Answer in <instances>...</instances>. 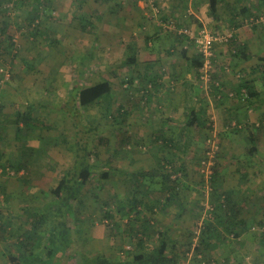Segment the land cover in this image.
Masks as SVG:
<instances>
[{
	"label": "rangeland",
	"instance_id": "374dc122",
	"mask_svg": "<svg viewBox=\"0 0 264 264\" xmlns=\"http://www.w3.org/2000/svg\"><path fill=\"white\" fill-rule=\"evenodd\" d=\"M262 1L221 0L215 17L209 0H39L41 6L37 0H0V228L5 230V241L0 239V264L5 255L17 254L16 246L33 226V250L41 254L52 230L50 224L54 219L61 224L66 217L71 248L59 252L54 264H82L83 256L84 264H93L101 256L114 262L118 256L120 264L129 263L136 253L135 233L125 229L131 224L133 231L142 230L146 220H154L152 227L147 226L154 234L151 247L158 232L173 220L179 224L180 231L174 225L170 231L180 264H264V129L254 130L259 151L251 152L249 140L253 125L264 123V103L259 107L245 101L237 108L227 105L237 89L233 87L247 83L245 77L256 79L264 88V63L255 58L239 70L231 58L232 50L217 44L215 73L204 84L200 75L203 64L194 61L197 49L179 34L180 30L206 29L216 38L232 34L238 41L239 29H264ZM4 26L6 33L1 34ZM130 46L136 65L125 64L131 56ZM259 49L264 46L260 44ZM89 55L92 58L84 61ZM147 65L159 76L154 82L143 81L141 73ZM102 81L111 83L112 93L82 108L80 90ZM188 94H192L190 102L184 96ZM249 94V87H243L239 97L250 99ZM184 103L193 107L194 114H184ZM195 106H199L197 111ZM66 108L75 113L80 128H96L81 144L89 149L93 174L80 199L70 206L64 205L60 195L63 177L74 167L78 137ZM155 108L160 113L156 120L164 118L160 123L149 120L156 115ZM18 114H26L27 125L17 123ZM128 118L145 122L138 129L142 135L166 130L163 140L170 144L157 141L166 145L162 157L182 167L186 177L181 178L194 185L193 190H181L179 199L187 205L180 218L177 208L166 214L165 207L155 206L156 192L148 195V202L144 198L140 220L126 214L128 202L138 195L136 186H156L150 177L135 180L133 174L153 163L152 153L159 150L154 140H138L137 129L122 124ZM191 118L197 125L189 126ZM184 142L183 154L172 151V144L183 146ZM214 145L218 151L213 168L219 170L218 179L207 186L200 165ZM133 156L144 157V162L135 164ZM19 164H26V169L18 174L8 171ZM177 169L175 173L182 175ZM105 173L109 178L102 177ZM228 190L235 191L245 226L235 238L224 228L227 226L218 225L226 239L209 247L201 232L220 219L226 221L224 193ZM62 230V226L56 227L60 241ZM128 245L130 251L125 249Z\"/></svg>",
	"mask_w": 264,
	"mask_h": 264
},
{
	"label": "trees",
	"instance_id": "16d2710c",
	"mask_svg": "<svg viewBox=\"0 0 264 264\" xmlns=\"http://www.w3.org/2000/svg\"><path fill=\"white\" fill-rule=\"evenodd\" d=\"M40 6L43 5V2H39L37 0ZM221 0H209V7L211 14L216 17L217 11H218V2ZM38 10L36 9L35 12ZM248 11L243 10L242 13H246ZM32 24V23H31ZM6 26H4L1 30V34L6 33ZM10 41L12 42V38H9ZM227 47H229L232 50V56L233 57H242L245 59H248V56L245 55V52L247 51V48L241 45L237 39L232 38L229 40L227 44ZM129 53H131V56L127 58V61L125 64L127 65H136L137 64V59H136V54L134 53V48L133 47H128ZM90 58H92V55L86 56L84 58V61H89ZM195 63L198 65L202 64L203 61V56L199 55L195 58ZM84 67L87 69V64H84ZM82 73H85L84 71ZM144 81V80H143ZM225 83V82H224ZM226 84V83H225ZM225 84L222 82V86L224 87ZM247 83L241 86H238L237 89H234V97L230 98L231 106L235 105L236 107L241 104V102L245 101L248 103V105H252L253 99L255 97V94L250 91L249 88V95L250 99L239 97L241 88L246 87L247 88ZM220 91L221 89H217ZM224 90V89H222ZM112 93V85L108 81H102L99 83H96L94 85H91L89 87L82 88L79 92V104L82 108H86L92 105L97 104L105 98L106 96H109ZM131 93V92H130ZM237 99H239V102H237ZM243 99V100H242ZM252 99V100H251ZM228 100V99H227ZM241 101V102H240ZM242 102V103H243ZM231 107V108H232ZM2 110V107L0 106V112ZM66 113L69 116L70 119H74L73 115L75 113H72L70 109L66 108ZM237 111V110H236ZM73 114V115H72ZM121 114V113H120ZM119 114V115H120ZM124 114H122V117ZM26 117V114H25ZM25 117H21L20 114H18V119L19 121L17 123H27L28 121L25 119ZM120 117V116H119ZM28 118V116H27ZM74 126L77 128V137L78 140L75 144V163L74 167L71 171H68L64 177H63V183L61 187V201L64 202V205H71L77 202L85 187L89 184L90 179L93 174V168L90 165L89 162V149H87L86 146L82 147V140L84 137H86L87 134H90L91 132L95 131L96 128L94 127H89L85 125L83 128H80L77 124L75 119L73 120ZM83 122V121H82ZM126 120H122V124H125ZM196 122L191 120L189 122V126L195 125ZM27 125V124H26ZM261 128V129H260ZM264 129V123L261 124V126H256L253 125V128L249 130V140L252 143V148L250 149L252 153L257 151V146L259 139L256 138V131L254 130H262ZM21 132V128L18 129L17 132V137H19V134ZM163 143L166 145L170 144V140H163L161 139ZM129 142V140H128ZM32 149L30 150V152ZM32 154V152H31ZM23 157H26V154H23ZM175 168L177 169L178 167L172 163L169 159L163 158L158 165V168L156 170H152L149 172H142L139 174L133 175V178L136 179H141V178H148L150 177L152 180V184L156 185L155 187L152 188H146V189H140L138 186L137 190L138 195H133L132 200L128 202V208H125V212L127 215L131 217H135V221L140 220V211L139 208L141 207V204L143 203L144 198L147 200L150 198L148 195H154V192L158 193L159 198H155L156 207H167L168 205L172 204L173 201L177 199L178 196V191L181 187V183L183 179L181 178L184 174V177H186L185 173L183 172L184 169L182 167H179L177 169L178 172H180L182 175H177L175 173ZM26 169V164H19L16 167L14 165L11 166V168L8 169V171H12L15 174H18L20 171H23ZM214 175L212 177L213 183H216L215 181L218 179V168H214ZM176 171V172H177ZM109 174L105 173L102 175L104 179L109 178ZM215 195H217V188H215ZM144 191V192H143ZM135 193V191H134ZM136 194V193H135ZM142 195L144 196L143 199H139L138 197ZM214 195V196H215ZM232 191H228L224 193V203L225 207H227V211H225V217L226 221L219 220L216 224H209L205 226V228L202 230V235L201 239L205 241L206 239V245L209 247H214L216 243L220 242V240H225V234L220 233V229L218 228V225H224L227 227H224L230 235H233L235 238H239L242 234L243 227L245 226L244 221H240L239 219V211L238 208L236 209L233 206L232 202ZM51 212V211H50ZM61 212V211H60ZM230 212V213H229ZM50 215V214H49ZM50 219L52 220L51 216ZM154 220H146L144 223H146V226L141 225V227H144L140 232V230L133 231V226L130 224L128 225L127 229H125L126 233L134 232V241H135V249L136 253L133 256V261L126 263V264H180V258L179 255L175 252V243L174 239L171 237V229L170 227L158 232L156 234V241L153 247H151V238L154 234H150L149 228L147 226H151V224H154L152 222ZM228 224V225H227ZM51 231L49 230L48 234L49 236L47 237V242L44 244L42 247L41 254L38 252H35L33 249L35 248V237H36V226H33V229L30 232H27L26 235H24V238H22V244L21 242L19 243L17 247V254L10 256L9 257V264H47L46 259H49L50 263H53V260L55 259L56 255L59 252H67L71 248V243H72V237H71V228L68 227V217H66V220L64 222H58L55 219L53 221V224L51 223ZM117 225V224H116ZM62 226L64 230L61 232V237L62 240L60 241L59 238L55 236L56 233V227ZM118 226V225H117ZM136 229V228H134ZM5 230L4 228H0V236H3ZM140 233V234H139ZM138 234L140 236H138ZM63 237L65 240H63ZM263 237V236H262ZM216 239V240H215ZM65 242L64 244L61 242ZM149 246V249L147 248ZM172 248V249H170ZM199 251V250H198ZM188 252V251H187ZM116 262L111 261L106 259L105 257L101 256L98 258V260L93 263V264H115ZM87 264V263H86ZM118 264V263H116Z\"/></svg>",
	"mask_w": 264,
	"mask_h": 264
},
{
	"label": "crops",
	"instance_id": "0c3cea01",
	"mask_svg": "<svg viewBox=\"0 0 264 264\" xmlns=\"http://www.w3.org/2000/svg\"><path fill=\"white\" fill-rule=\"evenodd\" d=\"M264 1V0H263ZM262 1V5H264V2ZM237 32H238V42L241 44V45H243L244 47H246L247 48V51L245 52V55L246 56H248V59H245V58H243V56L242 57H239V58H237V57H234L233 58V61H234V63L236 64V66H238V68H239V70L241 69V68H243V67H245V65L243 64V63H247V62H252V60H254L255 58L256 59H258L259 61H261V63L263 64L264 63V50H260L259 49V47H260V44L261 45H263L264 46V29H260V30H244V29H239V30H237ZM257 60V61H258ZM237 61H239L240 63H242V64H237ZM154 70V69H153ZM152 70V68H149L148 67V65L147 66H145V68H144V70H142V73H141V75L144 77L143 78V80L144 81H146V82H154L159 76H156L155 75V72ZM242 73H244V72H246L245 70H242L241 71ZM241 73V74H242ZM255 77V76H254ZM244 78V77H243ZM246 81L245 82H247V85H248V87L250 88V90H251V92H253L254 94H255V97H254V99H253V102L254 103H256V105L259 107V106H261L263 103H264V88L263 89H261L262 87L261 86H258V84H256V82H255V80L256 79H246V77L244 78ZM227 83H228V81H227ZM229 84H231V80H229ZM232 85H234V84H231V87H233ZM233 88H238V86H235V87H233ZM185 96V98H187V100L189 99V101L188 102H190V98H191V96H192V94H188V95H184ZM135 97V96H134ZM176 98V97H175ZM181 98V97H180ZM135 100V99H134ZM136 101V100H135ZM184 101V100H183ZM185 101H186V99H185ZM203 101H205V100H203ZM132 104H134V102L132 103ZM184 105L185 106H183V108L184 109H182L183 110V112H184V114L185 113H191V114H194L193 112V107H190L188 104H186V103H184ZM230 108L232 107L231 106V103L230 104H227ZM182 106V105H181ZM199 106H195L194 107V109L197 111V108H198ZM177 108V107H176ZM232 108H237L235 105H233V107ZM133 109H134V107H133ZM157 109L158 108H155V116L153 117V118H150L149 120H152V121H150V122H158V123H160L161 122V120L162 119H164V118H160L159 120H156V118L157 117H159V115H160V113H156L157 112ZM192 111V112H191ZM236 111V110H235ZM236 114H237V112H236ZM153 116V115H152ZM235 116H238V118H240V115H234V117ZM119 117V116H118ZM195 118V117H194ZM194 118H191V120H193V121H195L196 122V120L194 119ZM116 120L118 121L119 120V118H116ZM148 120V121H149ZM156 120V121H155ZM147 121V122H148ZM190 121V120H189ZM147 122H146V124H147ZM144 121L141 119V120H139L138 118H137V120H135L134 122L133 121H131V118H128V119H126V125H127V129H131V128H136L137 129V133L136 132H134V134L136 133V134H138V135H136V138H138V140H140V139H144V138H146V137H149V139H152V140H154L155 142H154V147L156 148V147H158L159 148V150H157L156 152H154V153H152V158H153V163L151 162V163H149L148 165V167L147 168H145V169H140L139 168V170L138 171H135L134 172V174L133 175H135V174H139V172L140 173H142V172H149V171H152V170H156L157 168H158V165H159V162L163 159V158H165V157H162L163 156V149H165L164 147L166 146V145H164L163 147L161 146V144L162 143H160V144H157V141L158 140H161L162 138H163V136H165V134H166V130H161V132H153L152 134H148V136H147V134H145V135H142V133L141 132H139L138 131V129H141L142 128V126L144 125ZM196 125H197V122H196ZM158 131V130H157ZM160 131V130H159ZM139 133H141V134H139ZM180 133V132H179ZM144 134V133H143ZM142 135V136H141ZM181 136H182V134L178 137V138H181ZM177 138V139H178ZM130 140H132L133 141V139L132 138H129ZM173 143V142H172ZM259 143L260 142H258V146H257V151H259ZM171 148L173 149L172 151H175V153H178V150H180V153L181 154H183L184 152H185V142H184V145L183 146H177V145H173L172 144V146H171ZM256 151V152H257ZM134 158H133V161L132 162H134L135 164H137V162H138V164L139 165H141L143 162H144V157H142V158H140L139 156H133ZM184 181V183L182 184L181 183V187H180V189H179V191H178V196H177V199L175 200V201H173V203L172 204H170V205H168L167 207H165L166 209H165V213L166 214H168V213H171L170 211H172L173 209H176L177 208V210H178V212H179V214L177 215L178 216V218H180V215L182 214V212L185 210V206L187 205L186 203L187 202H185L184 201V199H179V196H181V190H183V188H190L191 190H193V187H194V185L192 184V182H191V184H189L187 181H185V180H183ZM182 181V182H183ZM228 191H232V190H228ZM228 191H226V192H228ZM225 192V193H226ZM233 192V195H232V204H233V206L237 209L238 208V206H237V204H238V202L234 199V193H235V191H232ZM151 199H152V196H151ZM146 202H148V200L146 199ZM238 211H239V220L240 221H243L241 218H242V212H243V209H239L238 208ZM230 213V212H229ZM176 216V217H177ZM171 225H174L175 226V228H176V231H178V229H179V231H180V226H179V224L177 223V222H175V220H173V223L171 222V224H170V226H167V227H165L163 230H165V229H167V228H169V227H171ZM162 230V231H163ZM221 230V229H220ZM8 233V232H7ZM176 235V234H175ZM1 240H3V241H5V239H4V236L2 237V238H0ZM177 240V239H176ZM170 249H172V248H170ZM176 249V248H175ZM10 256H12V255H10ZM9 255L7 256V255H5V261H3V263L2 264H9V257H10ZM126 257V256H125ZM83 261H84V259H85V257L83 256ZM115 259H117V260H115V262L116 261H118L117 263L118 264H120V261H119V257L117 256ZM82 261V264H84V262ZM133 261V258H132V260L131 261H129V262H132ZM46 262L48 263H50V261H49V259H46ZM51 264V263H50ZM52 264H54V262L52 263Z\"/></svg>",
	"mask_w": 264,
	"mask_h": 264
},
{
	"label": "built area",
	"instance_id": "2783aa9c",
	"mask_svg": "<svg viewBox=\"0 0 264 264\" xmlns=\"http://www.w3.org/2000/svg\"><path fill=\"white\" fill-rule=\"evenodd\" d=\"M179 34L189 38V40L194 43L198 54L203 56V69L201 70L200 75L204 84H208L209 81L211 82V74L215 73V69L213 68V61L215 59V46L217 44H227L229 40L233 38V35L230 34L225 38H216L206 29H202L197 32H192L188 29L180 30ZM226 69L228 70V68ZM209 143H211V141H209ZM214 147L215 145L207 149L204 159L201 161L200 165V172L207 183V186L214 175V160L218 151V148L215 150ZM208 210H210V208H208ZM212 210L213 209H211V211ZM210 214L212 215V213ZM253 230L255 231V229ZM261 236L264 237V229L261 231ZM125 249L126 251H130L132 247L128 245L125 247Z\"/></svg>",
	"mask_w": 264,
	"mask_h": 264
}]
</instances>
